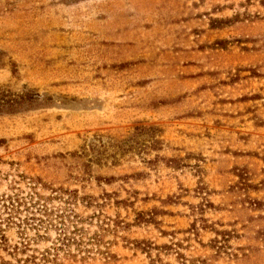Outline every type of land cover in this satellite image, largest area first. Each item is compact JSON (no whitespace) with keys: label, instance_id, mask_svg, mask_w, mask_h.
I'll return each instance as SVG.
<instances>
[{"label":"rangeland","instance_id":"rangeland-1","mask_svg":"<svg viewBox=\"0 0 264 264\" xmlns=\"http://www.w3.org/2000/svg\"><path fill=\"white\" fill-rule=\"evenodd\" d=\"M0 264H264V0H0Z\"/></svg>","mask_w":264,"mask_h":264}]
</instances>
